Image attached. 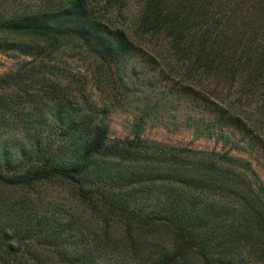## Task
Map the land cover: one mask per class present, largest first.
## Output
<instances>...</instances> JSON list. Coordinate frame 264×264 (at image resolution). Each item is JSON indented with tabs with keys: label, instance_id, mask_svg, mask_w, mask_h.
I'll return each instance as SVG.
<instances>
[{
	"label": "trees",
	"instance_id": "obj_1",
	"mask_svg": "<svg viewBox=\"0 0 264 264\" xmlns=\"http://www.w3.org/2000/svg\"><path fill=\"white\" fill-rule=\"evenodd\" d=\"M135 2L130 15L129 0H0V51L30 57L0 75V264H248L235 246L250 232L196 193L234 178L184 164L183 155L206 152L144 141L142 117L132 137L110 136L106 111L88 99L77 107L53 69L76 51L119 68L144 47L167 77L234 96L226 113L246 104V130L264 133V0ZM162 180L161 202L140 207L136 193ZM53 182L96 212L98 229L38 210V188ZM176 182L193 191L174 193ZM260 210L237 218L257 222L264 237Z\"/></svg>",
	"mask_w": 264,
	"mask_h": 264
},
{
	"label": "rangeland",
	"instance_id": "obj_2",
	"mask_svg": "<svg viewBox=\"0 0 264 264\" xmlns=\"http://www.w3.org/2000/svg\"><path fill=\"white\" fill-rule=\"evenodd\" d=\"M26 1L19 0L20 3ZM135 4V0H129L127 10L130 15L135 11ZM157 49L162 52L163 46L159 45ZM28 59L30 57L0 51V75ZM157 60L147 48L138 47L128 63L117 68L76 51L55 65L53 76L62 78L61 84L68 83L63 91L76 93L77 107L87 108L85 99H88L92 105L97 104L98 108L106 111L112 137H132L134 122L142 117L145 120L141 124L144 141L206 152L183 155L187 159L184 164L201 172L208 168H213L218 174L226 172L237 184L226 183L220 188L212 186L211 192L196 193H200L207 203L215 201L217 207L214 212L228 221L241 222L242 231L245 233L247 229L250 232L244 241L235 246L239 250L238 258L248 264L264 263V237L255 232L260 226L255 221L245 222L237 218L243 211H261V204L264 203V193L260 191V186L264 188V133L246 130L244 126L246 115L250 116L252 109L246 104L235 103L241 111L238 110L235 115L226 113V106L236 102L234 96L229 99L230 94L227 96L226 92L206 81L179 83L177 79L165 75ZM211 90L218 98L210 94ZM211 152L233 157L237 162L227 164L217 158L218 155H209ZM214 158L217 159L213 161ZM156 184L158 186H152L148 193L143 188L136 193L140 207H150L164 198L163 186L170 183L166 180ZM175 184L180 188L174 193L193 191L180 182ZM248 185L252 193L246 190ZM38 189L43 192L38 194L37 189L27 192L41 196V202L36 204L39 211L46 210L59 216L73 214L80 217L84 228H99L96 212L87 213L89 209L85 212L84 204L69 194L67 186L53 182ZM253 205L258 210L253 211ZM79 213L85 215L81 217ZM257 216L252 217L258 220ZM259 240L263 247L261 256L255 253L260 251L257 250Z\"/></svg>",
	"mask_w": 264,
	"mask_h": 264
}]
</instances>
